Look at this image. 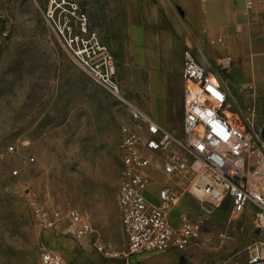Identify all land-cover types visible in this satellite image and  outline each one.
<instances>
[{
	"label": "rangeland",
	"instance_id": "374dc122",
	"mask_svg": "<svg viewBox=\"0 0 264 264\" xmlns=\"http://www.w3.org/2000/svg\"><path fill=\"white\" fill-rule=\"evenodd\" d=\"M78 2L90 31L114 57L120 96L75 62L47 21L49 0H0V264H40L44 250L57 251L71 263L157 264L151 258L158 253L126 257V235L118 226L123 131L138 124V110L152 113L144 76L126 52V0ZM233 111L239 125L264 135V103L256 113ZM172 133L183 139L181 117ZM161 154L189 159L174 143ZM164 163L153 156L150 198L155 202L160 184L175 185L176 179L183 192L177 208L193 216L198 228L177 263L247 264L249 248L264 245V221L250 208L234 213L228 198L216 204L200 196L193 188L202 183L197 175H165ZM36 208L75 209L90 221L106 214L112 229L99 235L92 228L73 240L59 234L67 221L57 229L45 227Z\"/></svg>",
	"mask_w": 264,
	"mask_h": 264
},
{
	"label": "built area",
	"instance_id": "2783aa9c",
	"mask_svg": "<svg viewBox=\"0 0 264 264\" xmlns=\"http://www.w3.org/2000/svg\"><path fill=\"white\" fill-rule=\"evenodd\" d=\"M254 1L245 0L248 6ZM46 17L71 48L75 62L95 81L120 96L114 57L97 34L90 31L87 13L78 0H49ZM182 77L188 83L182 140L140 110L136 112L138 124L123 131L118 201L126 235V257L182 248L198 236L194 217L177 208L183 192L176 186V179L172 180L175 185L160 184L155 202L150 198L153 183L150 167L155 155L165 161L161 168L165 175L175 178L197 175L202 183L193 184V188L200 196L216 204L228 198L234 213L241 214L250 208L258 220L264 221V135L225 116L226 94L218 77L190 51L185 53ZM192 87H197L199 96ZM173 143L187 151V161L163 158L161 153ZM13 150L14 146L7 147V151ZM190 192L193 193L192 189ZM36 210L45 227L57 229L59 222L67 221L59 234L73 240H81L92 230L90 220L75 209ZM263 254L264 245L253 244L247 264H260ZM40 264L83 263H71L57 251L44 250Z\"/></svg>",
	"mask_w": 264,
	"mask_h": 264
},
{
	"label": "crops",
	"instance_id": "0c3cea01",
	"mask_svg": "<svg viewBox=\"0 0 264 264\" xmlns=\"http://www.w3.org/2000/svg\"><path fill=\"white\" fill-rule=\"evenodd\" d=\"M126 9L127 55L144 76L150 115L170 132L179 117L183 121L186 51L218 77L228 108L223 113L230 121L239 125L233 109L256 113L264 103V0L250 6L245 0H126ZM107 219L105 214L90 221L99 235L111 231ZM182 252L172 249L151 260L178 264Z\"/></svg>",
	"mask_w": 264,
	"mask_h": 264
},
{
	"label": "bare ground",
	"instance_id": "6f19581e",
	"mask_svg": "<svg viewBox=\"0 0 264 264\" xmlns=\"http://www.w3.org/2000/svg\"><path fill=\"white\" fill-rule=\"evenodd\" d=\"M191 85V84H190ZM192 89H193V92L195 93V95H198L199 93H198V89H197V87H192ZM198 93V94H197ZM199 96V95H198Z\"/></svg>",
	"mask_w": 264,
	"mask_h": 264
}]
</instances>
